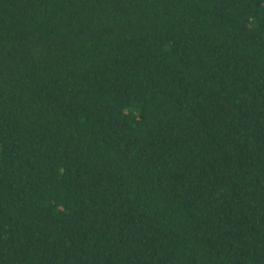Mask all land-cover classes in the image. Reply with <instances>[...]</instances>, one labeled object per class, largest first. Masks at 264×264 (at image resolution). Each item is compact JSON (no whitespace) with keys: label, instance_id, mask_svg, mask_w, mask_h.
Masks as SVG:
<instances>
[{"label":"trees","instance_id":"16d2710c","mask_svg":"<svg viewBox=\"0 0 264 264\" xmlns=\"http://www.w3.org/2000/svg\"><path fill=\"white\" fill-rule=\"evenodd\" d=\"M0 264H264V0H0Z\"/></svg>","mask_w":264,"mask_h":264}]
</instances>
